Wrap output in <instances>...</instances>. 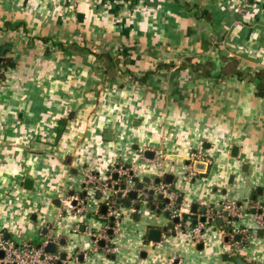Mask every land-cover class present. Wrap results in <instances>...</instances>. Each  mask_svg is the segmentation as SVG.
I'll return each mask as SVG.
<instances>
[{"label": "crops", "instance_id": "crops-1", "mask_svg": "<svg viewBox=\"0 0 264 264\" xmlns=\"http://www.w3.org/2000/svg\"><path fill=\"white\" fill-rule=\"evenodd\" d=\"M2 51L14 64L0 69V232L37 242L52 229L55 250L88 252L69 264H264V215L252 210L264 202V0H0ZM117 162L144 187L173 184L192 222L202 206L242 202L233 225L250 237L217 216L200 242L173 227L153 240L166 207L138 219L132 199L116 250L95 248L107 218L84 170ZM83 189L86 210L61 212Z\"/></svg>", "mask_w": 264, "mask_h": 264}, {"label": "built area", "instance_id": "built-area-1", "mask_svg": "<svg viewBox=\"0 0 264 264\" xmlns=\"http://www.w3.org/2000/svg\"><path fill=\"white\" fill-rule=\"evenodd\" d=\"M244 8H241V11ZM192 160L204 159V155L201 151H193L190 154ZM187 172L192 174V163L188 162L186 164ZM84 181L85 185L93 186L97 192L103 194L102 199L107 204V210L104 213L107 218V223L97 230L91 231L93 246L101 247L107 253H113L116 250V246L113 244L112 233L109 229L115 231L118 228V223L121 218V202L118 200L116 195L120 188H115L112 179V173L117 172L120 178L126 183L128 189L134 187L136 182V170L121 162H117L113 165L111 171L108 174L102 175L91 169L84 170ZM189 175L188 173H186ZM118 182V181H116ZM155 194L162 193L164 197L170 199L166 203L165 207L169 210V217L173 221V229L176 231H188L194 242H200L204 236V228L214 221L217 216L228 217L232 215L238 217L241 214V206L234 200L228 199L224 201L220 207L210 206L206 211V218L200 220L197 223L191 221V219L186 218V209L184 206L179 205L175 202L177 198V191L174 189L170 182H159L153 187ZM87 196L80 195L79 193L69 195V200L65 208L61 212H75L81 213L87 208ZM158 199V198H157ZM157 199H154L155 201ZM253 206L256 209H262V215H264V202L256 201ZM228 211V214H224ZM261 215V216H262ZM113 217V218H112ZM263 217V216H262ZM175 218H179V221H174ZM113 222V223H112ZM239 232L243 237V241H247L250 237V232L246 227H235L232 232ZM55 239L52 229H50L45 235L40 243H34L32 241L23 240L15 241L13 238L7 236L4 232H0V251L3 255L0 256V264H66L68 259L72 257L76 262H82L80 260V255L83 254L84 258L88 252L82 251L77 252L73 255H67L66 258L62 257V251L48 250L46 246ZM104 242L101 243L100 241ZM240 241V240H239ZM239 243L238 241H236ZM93 247V248H94ZM172 263V262H171Z\"/></svg>", "mask_w": 264, "mask_h": 264}, {"label": "water", "instance_id": "water-1", "mask_svg": "<svg viewBox=\"0 0 264 264\" xmlns=\"http://www.w3.org/2000/svg\"><path fill=\"white\" fill-rule=\"evenodd\" d=\"M2 58H3V51L1 52V54H0V69H1V65H2ZM154 150H151V149H147L146 151H145V153L147 154V155H153L154 154ZM113 176H114V178L115 179H117L118 178V176H119V174L117 173V172H115V173H113ZM170 178H171V175H170ZM160 180H161V178L160 177H157L156 179H155V182L156 183H159L160 182ZM169 181H171V179H169ZM114 187L115 188H120V190L118 191V193L116 194L118 197L119 196H121L122 195V193H123V190L124 189H126L127 188V185H126V183L124 182V183H121V184H119V183H115L114 184ZM140 191H141V193H140ZM85 195H87V190L85 189L84 190V192H83ZM155 193V191H154V189L153 188H148V187H144V183L142 182V181H137V178H136V182H135V184H134V187H132V188H130V189H128V194L125 196V198L127 197V196H129V198L128 199H126V201L125 202H123V203H125V205L126 206H131L132 205V199H134L135 200V211L133 212V215H134V217H136V218H140L141 217V215H142V213H141V208L143 207V206H145V207H151L152 209H155L156 207H157V205H156V203H155V200L152 198V195ZM98 196L100 197V199H101V210L103 211V212H106V210H107V204L105 203V201L102 199V196H103V194L101 193V192H98ZM157 197H158V199H160V203H159V207H158V209L160 210L161 208H163L165 205H166V203L167 202H169L170 201V199L169 198H167V197H164L163 196V194L162 193H158L157 194ZM182 199H183V195H179L178 197H177V203L180 205L181 204V202H182ZM254 200H256V194H253L252 195V197H248V198H246L245 199V201L246 202H253ZM239 204L241 205L242 204V202H239ZM197 204L196 203H193L192 205H191V208H190V211H193V212H195L196 210H197ZM207 207L206 206H202V208H201V211H202V213H203V215L200 217V218H197L196 220H194L193 222L194 223H197L198 221H199V219L200 220H204L205 218H206V209ZM252 210L253 211H256L257 209H256V207L255 206H252ZM260 212H262V209L260 208V209H258ZM165 213V215L166 216H169V210H165L164 211ZM224 214L226 215V214H228V211H225L224 212ZM113 218V217H112ZM228 218L230 219V223H229V225L227 226V230H228V232L230 233V232H232L233 231V229H234V225H233V220L236 218V217H234V216H232V215H228ZM174 221H179V218H175L174 219ZM218 222L219 223H223V218H218ZM113 223V222H112ZM173 226V221H170V223H169V225H164L163 227H153V228H151L150 229V232L151 233H153V237H152V239L153 240H160V238H161V232H162V230H168V228L169 227H172ZM176 231V230H175ZM175 231H173V232H175ZM109 232L110 233H112L113 232V229L111 228V229H109ZM8 236V235H7ZM235 237H236V239H240L241 238V233H236L235 234ZM226 240H229V234H227L226 235ZM101 243H103L104 241L103 240H101L100 241ZM46 248L48 249V250H52V251H54L55 249H56V243L55 242H53V241H51L47 246H46ZM3 255V252L2 251H0V256H2ZM67 255H68V252L67 251H63L62 252V257L63 258H66L67 257ZM236 261L239 263V264H252V263H250V262H248L247 260H245L243 257H241V256H237L236 258ZM72 260H74L72 257H70L69 259H68V261L66 262V264H69V262L70 261H72ZM80 260L81 261H83L84 260V256H83V254H81L80 255Z\"/></svg>", "mask_w": 264, "mask_h": 264}, {"label": "trees", "instance_id": "trees-1", "mask_svg": "<svg viewBox=\"0 0 264 264\" xmlns=\"http://www.w3.org/2000/svg\"><path fill=\"white\" fill-rule=\"evenodd\" d=\"M13 65L14 64V60L11 58V57H3L2 58V65ZM259 92H260V94L261 95H264V83H261V85H260V89H259ZM112 177H113V179H115L114 178V176H113V173H112ZM116 181H118V182H116V183H119V184H121V183H124V181L120 178V176H118V178L117 179H115ZM172 186L174 187V185L172 184ZM174 189L177 191V189L174 187ZM84 189L80 192V195H83V196H86L84 193ZM123 192H124V190H123ZM126 195L128 194V192L127 193H125ZM152 198L153 199H157L158 197H157V194H153L152 195ZM118 200L120 201V202H124V200H125V196H123V193H122V195L121 196H119L118 197ZM158 200V199H157Z\"/></svg>", "mask_w": 264, "mask_h": 264}, {"label": "rangeland", "instance_id": "rangeland-1", "mask_svg": "<svg viewBox=\"0 0 264 264\" xmlns=\"http://www.w3.org/2000/svg\"><path fill=\"white\" fill-rule=\"evenodd\" d=\"M164 211L165 210H163V213H164ZM15 240V239H14ZM42 240V239H41ZM15 241H17V242H19V240H15ZM21 241V240H20ZM41 241L40 240H38L37 242L35 241L34 243H40Z\"/></svg>", "mask_w": 264, "mask_h": 264}]
</instances>
